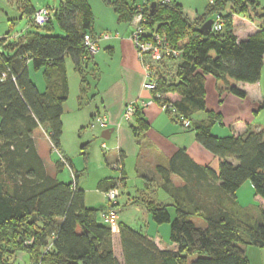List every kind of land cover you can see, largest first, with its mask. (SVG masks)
<instances>
[{"label": "trees", "instance_id": "obj_1", "mask_svg": "<svg viewBox=\"0 0 264 264\" xmlns=\"http://www.w3.org/2000/svg\"><path fill=\"white\" fill-rule=\"evenodd\" d=\"M12 1L20 18H28L29 27L50 33L54 21L62 35L27 33L15 44L9 34L0 38V264H12L16 252L25 253L28 264H249L243 246L264 248V131L237 121L229 128L230 135H214L212 129L221 125L222 115L206 108V79L218 82L219 95L228 93L240 100L247 97L242 86L258 83L264 59V12L258 1L208 0L204 12L194 19L173 0L151 1L155 2L151 13V2H142L147 35H164L180 52L151 64L156 81L153 100L167 106L163 111L193 132L195 140L219 160L214 171L199 167L178 150L156 166L160 188L170 203L150 199L141 203L154 224H169L174 250L159 249L144 233L125 224H119L117 234L111 233L98 218L103 209L85 205L75 174L72 182L63 183L47 173L33 133L42 128L58 149L62 105L68 96L66 58L80 82L87 83L86 72L92 69L93 76L96 72L84 36L98 37L92 32V11L86 0H60L55 9L46 7L53 13L43 25L34 24L36 10L29 0ZM101 1L112 8L118 23L129 25L142 5ZM216 17L220 30L200 35L199 28ZM233 17L258 22L256 33L238 38ZM169 62L174 73L163 77L156 69L167 71ZM29 67L41 70L42 92L31 81ZM200 113L203 118L198 119ZM133 120L132 134L141 140L148 124L138 107ZM183 121H188L187 127ZM57 163L59 172L63 164ZM174 176L181 180L179 186L172 182ZM118 181L103 180L98 187L105 192ZM246 181L259 203L257 213L236 201V191ZM114 235L120 258L114 251Z\"/></svg>", "mask_w": 264, "mask_h": 264}, {"label": "crops", "instance_id": "obj_2", "mask_svg": "<svg viewBox=\"0 0 264 264\" xmlns=\"http://www.w3.org/2000/svg\"><path fill=\"white\" fill-rule=\"evenodd\" d=\"M11 3H10V7H11L10 9L12 10L15 9L14 10L15 15L13 17H10L6 13L0 14V38L6 37L7 34H9L11 30L12 22L15 20L16 16L18 15V18H20V11L16 8V5L14 4L13 1ZM113 15L116 19L114 12ZM5 22H7V24H5ZM127 27H129V24H127ZM105 36L106 37H104V39L101 38L97 43L98 50L97 53L93 55L90 64L94 65L96 68L99 67L103 69L107 68V70L109 71H105L106 73L103 75L104 76L103 83H101L102 82L101 79L98 84L100 87H99V91H97L98 93L97 99H99L100 107L98 108L96 107V111L92 113L90 117L92 119V116L94 114H98L96 116L104 117L107 120V123L110 124L112 127L110 138L113 134H115L114 145L116 146L117 148L116 150L118 153L114 155L115 157H113L115 159L113 162L115 163L112 162L109 163L108 165L109 166L111 165L112 167V165L116 164L117 160H120L119 162H121L120 166L123 172L122 174L123 183L121 187L124 186L126 190L127 189L129 190V187L126 186L125 161L126 158L134 157L136 163L134 167L135 173L137 177L141 179L142 182L141 184L144 186L146 191L151 192V189H155L157 187V189L154 191L156 197L163 203L166 202V200L169 202L170 201L169 198L160 188L161 180L159 176H157L156 174V166L159 163L169 160L178 150H183L187 155V157L199 167H209L214 171H217L218 169L219 160L211 153H209L207 150H205L195 140L193 132L185 130L182 126H180L178 123L173 121L170 115H168L166 112L161 110L160 106L153 100V95L151 91L142 89V82L144 80V71L141 64L137 60L134 46L132 42L129 40V31H126L125 35L123 36H120L117 33V31L115 32V35H111V36L105 35ZM263 64H264V59H263ZM65 66H66V77H67V85H68V96L66 101L62 105L61 122L63 120V114L65 111H69V109L70 110L75 109L76 107L78 109V97H79L78 95L81 92V87L79 86L80 77L74 71L73 65L68 58H66ZM30 69L31 68L29 67V77L31 79ZM34 85L37 87L39 92H42L44 90V81L43 83L41 81L39 83H34ZM75 85H76V91H75ZM217 85L218 82L214 78L209 77L206 79V90L208 87V90L211 94L213 101L212 105L209 104L207 100L208 98L207 96L206 106L211 110H218L222 114L221 126L226 125L228 128H230L232 124L237 122L236 120L240 122L244 121L245 123L250 124L252 115L256 111V107L258 109L262 104H264L260 96V93L258 92L256 86L257 84L241 87L247 93V97L245 98V100L237 99L236 97L228 93H223L224 98H222V96H218V92L216 90ZM73 95H75V97ZM225 100L226 101L228 100V103ZM248 100L251 102H249ZM243 103H245L247 106L245 110V115L243 116L237 115L238 112L243 110L241 108L242 107L241 105ZM128 104H133L136 107L138 106L142 118L148 124V129L144 133L143 139L141 140L136 139L132 134L130 125L134 123V120L132 119L130 122H123L121 120V116L124 111V108ZM142 104H144L145 106H142ZM227 104H230L231 107L226 106ZM62 127H63V123H62ZM255 127H259V126H255ZM33 139H34L36 151L39 157L43 160L46 171L50 176L54 177V175H52V173H50L48 170V163L50 169L53 168L57 174L58 173L57 162L59 161L58 157L62 156L66 160L67 164L66 165L63 164V167L62 169H60L59 172H61L65 168L68 169L67 171H69L70 174L69 176L71 177V180L61 181L57 179V177L55 178L60 182L70 183L74 180L72 179V176L74 178V174H75L78 183L77 171H75L73 164L67 157L63 156L59 152V149H61V139L57 152L52 147L50 141L46 136L45 131L42 128H38L36 131H34ZM46 142H48V145H51L53 149L52 148L50 149H52V151H54L56 154L55 159L51 160L52 163L49 160L46 161L40 153L41 152L40 150L42 148L41 147L42 143H46ZM83 152H86V149L85 151L83 150ZM48 153H52V152L49 151ZM100 178L101 179H99L100 180L99 182L103 180L109 181L111 179L109 176L107 177L106 175H103V173L100 176ZM173 181L174 182L176 181L177 183L179 182L178 178L175 176L172 177V182ZM177 183H174L175 186L180 185ZM78 188L84 192V190L79 186V184H78ZM159 189L163 194H165V197H163L162 193L161 194L159 193ZM97 190L104 197V191L100 189L98 185H97ZM136 190L137 187L134 188V191ZM120 193L122 196L121 190ZM134 201L135 200L133 199V197H131V193H127L125 196L124 204L126 205ZM84 203L87 207H90V205L86 204L85 192H84ZM131 209H134V211L138 214H141L146 211L145 209L139 211L138 206L136 207V205L131 206ZM144 218L145 221H144L143 229L145 232L142 230V227H141V232H144V234L151 241H153V243L156 244L157 247L160 248V246H162L163 243L162 241H160L158 237V233L153 232L150 229L151 226L148 223L151 219L150 215L147 214L146 217ZM118 222L119 224H125L127 226H130L129 223L128 224L125 223L124 219H120V217L118 218ZM146 228L148 229V231H146ZM156 229H159V227ZM113 244L114 247L117 248V253H119V245L117 238L116 239L113 238ZM168 248L169 250H174L175 247L173 244H171ZM160 249L165 250L163 249V247H161ZM25 258L27 260L26 256Z\"/></svg>", "mask_w": 264, "mask_h": 264}, {"label": "rangeland", "instance_id": "obj_3", "mask_svg": "<svg viewBox=\"0 0 264 264\" xmlns=\"http://www.w3.org/2000/svg\"><path fill=\"white\" fill-rule=\"evenodd\" d=\"M29 1L34 6L35 10H39L46 7H52L55 9L58 7L60 2V0H29ZM86 1L89 4L92 11V31L94 32V36L98 37V40H100L101 38L104 39L105 35L108 36L115 35L116 31L120 36L125 35L126 31H129V36H130V34L132 33V27L130 25L129 27H127L126 23L118 24V22L116 21L113 15V10L110 6H106L101 0H86ZM113 1L115 0H109V2H113ZM142 1L143 0H129V3L131 4L132 2L133 4H140L142 3ZM151 1L153 0H149V2ZM173 1L182 6L183 11L186 13L189 19H194L197 15L202 14L204 12L206 5L208 4V0H173ZM257 1L259 3L260 10L264 12V0H257ZM11 2L12 0H0V14L6 13L10 17H13L15 15L14 14L15 9L14 10L10 9ZM257 23L258 22L251 23L250 21H248L247 19H243L242 17H233V31L235 32L236 36H238V38H246L256 33ZM5 24H7V22H5ZM52 26H53V30L50 33H47L42 29H35L33 27H29L28 18H18L17 15L15 20L12 22L11 30L9 32L10 42L12 44H15L19 37L27 33H39L41 35L44 34L62 35L60 29L58 28L57 24L54 21L52 23ZM263 29H264V24H263ZM174 63L176 64L177 61H175ZM167 64H168L167 71L165 69H163L162 71L161 68L156 69L157 71L163 72V77L171 76L172 73H174L173 72L174 64L172 62H169ZM171 66L173 67L171 68ZM92 67L94 68L96 75L95 76L91 75L90 72L92 71V69H90L88 70L89 73L86 72L85 75V80L87 83L80 84L79 82V86L81 87L82 91L78 95L79 96L78 109L77 107L75 109H71V110L69 109V111H65L63 114L61 149H59V152L71 161L75 171H77L78 184L85 192L86 204L90 205V207L88 208H94V209L101 208L103 210L104 208H107L106 200L104 199L103 195L97 190V185L100 181L99 179H101L100 176L102 175V173L107 177L109 176L113 180H117V179L121 180V182H117L115 186L118 188L119 193L121 190L123 197L121 196L120 193L117 198L118 199L117 207L114 208L119 212L118 218L120 217V219H124L125 223L130 224L129 227L135 229L136 231L141 232V227L142 230L144 231L143 229V225L145 221L144 217H146L147 214L149 215V213L145 211L141 214H138L134 211V209H131V206L136 205V207L138 206L139 211L140 210L142 211L144 210V207L141 203V200L143 201L145 199L152 200L153 198V200L156 203H163V202L160 201L155 195L154 191L157 189V187L155 189H151V192H149L146 191L144 186L141 184L142 183L141 179L138 178L135 173L134 167L136 163L134 157L126 158L125 161L126 186L129 187V190L128 189L126 190L124 186L121 187L123 183V179H122L123 175L120 166L121 162H119L118 160H117L118 162L116 161V165L118 164V169L115 168L116 165H112L114 167L108 165L109 163H112L115 160L113 157H115L114 155L118 153L116 150L117 148L114 145L115 134H113L111 138H109L108 140L102 139L101 129L98 128L91 129L90 124L92 123V119L90 115L96 111V107L97 108L100 107L99 99H97L98 97L97 91H99V87H100L98 84L101 79H102L101 83H103V79H104L103 75L106 73L105 71H109V70H107V68L105 69L100 67L96 68L94 65H92ZM261 72L262 73L260 75V79L258 83H256L257 84L256 86L258 92L260 93L262 101L264 102V64L261 69ZM30 74L33 83H39L40 81L43 83L41 70L34 71L33 69H30ZM216 90L218 92L217 87ZM75 91H76V85H75ZM223 95H224L223 93L221 95L218 94V96H222V98H224ZM73 96L75 97V95ZM206 98L208 100V103L212 105L213 101L211 94L208 90V87L206 90ZM226 102L228 103V100ZM226 106L231 107L230 104H227ZM241 106L243 110L238 112L237 115L243 116L245 115V110L247 106L245 103H243ZM206 108L207 110H211L207 106ZM256 110H258L257 107ZM212 111L219 112L218 110H212ZM202 116L203 113L196 115L198 119H200ZM250 125L252 126V128H254L255 126H259L260 129L264 131V107L260 108L256 113L252 115ZM111 128H112L111 125L108 124L107 129H111ZM212 133L218 137H224L230 135L231 131L226 125L225 126L215 125L213 127ZM84 144H86L85 147L86 156L83 155L84 152L81 149L82 145ZM102 144H104V146H102ZM41 147L42 148L40 150L41 151L40 153L46 161L48 160L51 161L55 159L56 154L54 151H52L53 148L51 147V145H48V142L42 143ZM49 151H51L52 153H48ZM48 170L50 173H52V175H54V177H57V179L61 181L71 180V177L69 176L70 175L69 171H67L68 169L66 168L56 174L53 168L50 169L48 163ZM157 176L159 175L157 174ZM179 182L177 183L175 181L174 183L181 184V180H179ZM135 187H137L136 191H134ZM127 193H131V197H133L135 201L125 205L124 202ZM159 193L160 194L162 193L160 189H159ZM235 195H236V201L239 204V206H241L242 208L253 210L256 213L258 212V209L256 208H258L259 203L254 200L253 187L249 181L243 183L240 186V188L237 189ZM163 197H165V194H163ZM167 202L168 201L166 200V202H164L163 204H166ZM169 203L170 201L167 203V205H169ZM168 211L170 213L171 218L173 219L174 217L173 210L169 207ZM148 223L151 226L150 229L153 232L158 233V237L160 241H162L163 243V245L160 246V248L161 247H163V249L168 248L171 245V243L169 242V224L156 225L151 221V219ZM195 223L199 225L201 222L195 221ZM117 226L119 227V222L117 223ZM158 227L159 229H156ZM146 231H148L147 228ZM113 238L116 239L117 236L114 235ZM243 250L245 252L249 264H264V248L261 249L252 246H243ZM114 251L116 253V256L120 258V248H119V253H117L116 247H114ZM25 256L26 255L23 252H16L12 264H27V260Z\"/></svg>", "mask_w": 264, "mask_h": 264}, {"label": "built area", "instance_id": "obj_4", "mask_svg": "<svg viewBox=\"0 0 264 264\" xmlns=\"http://www.w3.org/2000/svg\"><path fill=\"white\" fill-rule=\"evenodd\" d=\"M144 1V0H143ZM142 1V2H143ZM162 4H169L172 0H158ZM143 5L138 6L136 14L133 16L130 26L132 27V33L129 36L130 41L132 42L136 57L138 62L141 64L144 71V80L142 82V89L152 91L156 87V81L154 78V71L152 70L151 64L160 61L162 58H167L169 56L178 57L180 52L173 49L167 42V39L164 35L159 33H150L147 35L145 31V16L143 12ZM52 10L48 8H42L36 10L33 15V21L36 25H43L47 22L48 18L52 16ZM214 20V19H213ZM221 28V22L218 17L213 21L210 31H219ZM106 37V36H104ZM98 38H93L91 35L86 34L84 36V45L87 49L88 55L93 56L97 53ZM142 106H145L142 104ZM138 107V106H137ZM161 110L168 108L167 106L160 107ZM136 106L133 104H128L125 106L124 111L121 116L123 122H130L133 119ZM108 123L107 120L102 116H96L92 119L90 124L91 129H107ZM183 126H188V121H183ZM104 146V144H102ZM56 152L57 150L54 149ZM59 161L66 165V160L59 156ZM116 165V164H114ZM114 167V166H112ZM118 169V164L116 167ZM73 179V176H72ZM119 182V181H118ZM119 190L116 186L108 189L104 192V197L107 202V208L98 213V218L101 223L107 225L113 234L118 232V214L119 212L114 208L117 207V201L119 196Z\"/></svg>", "mask_w": 264, "mask_h": 264}, {"label": "water", "instance_id": "obj_5", "mask_svg": "<svg viewBox=\"0 0 264 264\" xmlns=\"http://www.w3.org/2000/svg\"><path fill=\"white\" fill-rule=\"evenodd\" d=\"M155 2L150 3V13L154 10ZM213 24V20H207L198 30V33L202 36H208L210 34V29ZM112 129H105L101 133V138L108 140L110 138V134Z\"/></svg>", "mask_w": 264, "mask_h": 264}]
</instances>
